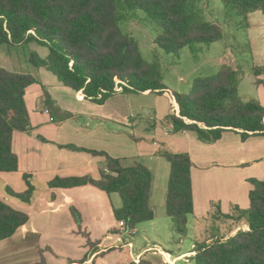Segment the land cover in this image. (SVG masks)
Masks as SVG:
<instances>
[{
	"label": "trees",
	"instance_id": "trees-1",
	"mask_svg": "<svg viewBox=\"0 0 264 264\" xmlns=\"http://www.w3.org/2000/svg\"><path fill=\"white\" fill-rule=\"evenodd\" d=\"M129 9H139L158 26L155 45L166 53L177 55L184 47L192 51L197 44L209 45L222 38L221 27L197 17L193 0H123ZM236 15L246 18L250 12L264 15V0H222ZM115 0H0V44L19 45L36 42L48 49L45 58L31 52L29 61L44 66L59 81L98 104L116 93L115 82L125 83L122 92L150 91L162 94L167 90L161 81L158 64L146 61L137 41L124 33L119 21ZM253 74L264 75V65L253 66ZM240 69L223 64L207 76L196 77L186 93L171 92L178 105L165 117L173 132L191 131L204 143L218 141L224 131L238 132L245 140L251 135L264 136V106L257 100L244 101L238 91ZM35 81L25 73H14L0 67V172H13L18 159L12 150L14 131L29 129L28 111L24 100L25 88ZM256 83H261L260 79ZM168 91V90H167ZM49 102V107H51ZM173 108V106L171 107ZM61 118L69 113L54 107ZM52 113V112H51ZM104 156L108 172L99 179L87 176L55 177L47 186L69 188L91 184L107 194H119L122 205L114 209L117 220L125 221L127 230L139 223L154 219L149 204L152 173L140 161L123 165L119 158L103 151L80 148ZM170 166L167 182L165 211L175 229L187 233L188 217L193 213L191 181L192 161L186 152L159 151ZM26 189L14 191L4 187L5 194L21 203L30 204L36 195L33 176L23 174ZM249 207L236 208L233 213L219 217L234 222L243 221L247 229L233 235L217 230L208 241H195L194 264H264V178L250 179ZM70 213L78 232L94 248L89 234L81 231V216L74 207ZM29 219V215L0 199V241L11 237ZM86 260V256L78 263ZM32 264H46L43 257ZM127 264H153L141 258Z\"/></svg>",
	"mask_w": 264,
	"mask_h": 264
},
{
	"label": "crops",
	"instance_id": "crops-1",
	"mask_svg": "<svg viewBox=\"0 0 264 264\" xmlns=\"http://www.w3.org/2000/svg\"><path fill=\"white\" fill-rule=\"evenodd\" d=\"M39 47L46 50L38 51ZM31 52L45 58L48 49L36 42L0 44V67L14 73L30 74L35 79L24 93L30 127L26 131L13 132L12 150L17 156L18 168L13 172H0V199L29 215L28 221L17 231L22 237L28 232L39 235L44 244L40 256L46 264L50 263L43 252L53 241L48 234L64 226L81 234L70 207L80 213L81 231L88 233L90 240L98 244L90 248L83 235L87 249L82 256L67 258L62 264H127L141 258L153 264H194L195 241H208L206 237L203 240L197 237L198 223L209 218L216 207L221 213L249 207V192L253 188L250 179L264 178L263 135H251L243 140L238 132L226 130L218 141L204 143L194 132H173L171 124L165 121L173 108L161 116L160 123L150 119L156 116H142V99L151 94H166L167 90L162 94L116 92L98 104L85 98L81 90L74 91L63 85L46 67L31 64ZM252 75L255 88L247 92L251 99H244L241 83L238 84L239 95L244 101L257 100L264 106V75ZM257 79L261 83L257 84ZM54 107L68 112V117L61 118ZM176 107L178 110L177 103ZM69 145L103 151L119 158L123 165H131L134 161L146 165L153 177L149 204L154 219L147 221L149 224L145 228H140L142 223H139L130 235L117 228L114 209L122 205L118 193L107 194L91 184L69 188L47 186V182L55 177L99 179L103 172H108L104 156L65 147ZM162 149L186 152L192 161L193 213L188 217L184 235L176 231L170 217H163L161 221L157 218L156 206L161 208V214L162 211L163 215L165 213L170 170L168 161L159 155ZM24 173L33 176L37 189L30 204L10 198L4 192L5 186L17 192L24 191ZM188 239L191 241L184 248ZM84 256L86 260L78 263Z\"/></svg>",
	"mask_w": 264,
	"mask_h": 264
},
{
	"label": "rangeland",
	"instance_id": "rangeland-1",
	"mask_svg": "<svg viewBox=\"0 0 264 264\" xmlns=\"http://www.w3.org/2000/svg\"><path fill=\"white\" fill-rule=\"evenodd\" d=\"M115 2L121 16V30L137 41L146 61L158 64L161 81L168 90L166 94H151L142 99V116H156L155 119H150L160 123L161 118L173 106L171 92H188L196 77L212 75L223 64L238 65V84L241 83L244 99H251L252 96L247 95V92L255 88L252 82V67L264 65V15L260 11L250 12L243 18L236 15L222 0H193L192 8L197 17L217 23L222 29V38L209 45L197 44L194 51L184 47L175 55L166 53L155 45L154 39L159 33V28L145 12L127 8L123 0ZM39 48L38 51L46 50ZM156 211L159 221L168 217L166 211L164 215L163 211L161 214V208L157 206ZM219 216L216 208H213L209 218L198 223L197 237L200 240L205 237L211 239L219 229L224 235H229L234 230L247 228L243 221L231 224V220ZM147 224L149 223L145 221L139 226L145 228ZM206 228L208 233L203 232ZM73 230L74 228L64 226L48 234L53 238L49 248L43 252L48 263L62 264L67 258L78 259L82 256L84 249H87L86 239ZM190 241H185L184 248ZM43 247L39 235L28 232L22 237L20 231H17L11 237L0 241V264H30L39 259L40 249Z\"/></svg>",
	"mask_w": 264,
	"mask_h": 264
},
{
	"label": "built area",
	"instance_id": "built-area-1",
	"mask_svg": "<svg viewBox=\"0 0 264 264\" xmlns=\"http://www.w3.org/2000/svg\"><path fill=\"white\" fill-rule=\"evenodd\" d=\"M125 85V83H120L119 81H116L115 82V86H114V90L116 92H121L122 91V87ZM172 98V101H173V111L176 112V114H178V110H177V107H176V101H175V98L173 96H171ZM47 111V110H46ZM117 228L122 230V231H126L128 234L130 235H133L134 234V229H130V230H127L125 228V221L124 220H118L117 221ZM131 246V244H129Z\"/></svg>",
	"mask_w": 264,
	"mask_h": 264
}]
</instances>
